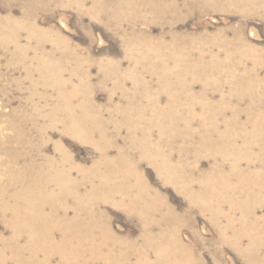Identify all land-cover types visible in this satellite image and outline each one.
<instances>
[{
	"label": "bare ground",
	"instance_id": "6f19581e",
	"mask_svg": "<svg viewBox=\"0 0 264 264\" xmlns=\"http://www.w3.org/2000/svg\"><path fill=\"white\" fill-rule=\"evenodd\" d=\"M87 1L65 0L64 5L74 4L96 19L107 15V0H92L88 9ZM136 1L139 5L134 7L115 0L117 7L114 14L109 11L106 23L118 30L126 25L129 32L149 22L173 28L164 11L161 15L150 10L153 0ZM218 1L264 20V0ZM242 31L225 47L219 43L231 62L212 56V62L206 63L191 61L187 55L191 45L175 39L178 35L172 31L152 37L144 29L143 35L123 41L130 62L127 70L117 62L99 65L100 88L114 80L109 102L100 105L95 102L90 73L61 35L52 39L53 32L38 27L32 14L26 13L22 21L10 16L0 19V49L13 46L15 61L27 63V79L33 69L39 74L27 100L7 116L10 134L0 143L5 166L0 224L10 232L8 237L0 233V264H206L198 248L207 249L214 264H226L224 248L245 264H264V216L258 215L264 211V78L259 76L264 70V49L249 44ZM23 32L25 44L20 40ZM193 52L204 58V50ZM229 54L240 59L233 61ZM243 60L251 67L237 75ZM15 68L16 63L11 69ZM4 80L0 72V82ZM127 80L131 90L125 87ZM18 82H12L16 89ZM194 85L201 89L194 92ZM224 87L230 89L227 96L222 94ZM115 93L117 102L112 98ZM216 94L219 99L213 102ZM232 97L238 105L249 102L244 123L239 106L231 109L230 116L216 110L218 105L227 108ZM178 110L183 111L181 116ZM123 129L126 137L121 146ZM49 132L91 145L98 152L97 160L89 169L77 167L61 141L52 145L57 157L37 159L46 148L45 139L50 141ZM177 137L184 145L181 142L180 157L174 162V151L168 153L172 143L167 145L166 140ZM35 139L42 143L36 146ZM202 158L211 161L207 172L200 169ZM141 162L154 167L164 183L186 198L183 213L146 181L138 168ZM73 172L81 179L74 178ZM104 205L126 213L139 231L133 237L116 234ZM194 214L205 218L217 233L214 240L198 234ZM183 226L190 227L192 243L181 239Z\"/></svg>",
	"mask_w": 264,
	"mask_h": 264
},
{
	"label": "rangeland",
	"instance_id": "374dc122",
	"mask_svg": "<svg viewBox=\"0 0 264 264\" xmlns=\"http://www.w3.org/2000/svg\"><path fill=\"white\" fill-rule=\"evenodd\" d=\"M91 1L92 0H88L85 3L87 9L91 7ZM120 1L124 2V4H131L134 7L139 5V1L136 0ZM259 2H261V0H259ZM106 3L109 5V7L106 8L107 15L100 16L101 19H96L89 13H82L74 4L72 6H65V0H0V19H5L7 16H10L12 19L22 21L26 13L32 14L38 27L53 32L51 36L52 39L56 34L61 35L74 52L82 59V68L86 70L88 74L90 73V80L92 86L95 88V92L93 91L95 102L100 105H106L109 102L112 86H114V80L111 79L105 82L104 87L100 88V83L103 79L100 70L101 64L117 62L123 70H127L130 67V62L125 58V43H123V41L129 42V38H133L135 34L143 35L142 32H144V29H147L152 37H157L161 33L169 30L170 32L172 31L173 34L178 35L175 39H185V42L191 45V49L187 50V55L191 61L200 59L209 63L212 62V56H217L220 61L226 60L231 62V60L228 59L229 57L226 59L225 54L221 51L219 43L225 47L226 42L229 43L232 38L237 37L236 34H238L240 29H243L244 38L249 44L264 49V20L254 18L255 16L243 14L242 12H246L243 9L239 11L230 10L219 3L218 0H153L152 4L149 6L150 10L157 14L160 12L161 15L164 11L168 18L164 20L168 23L172 22L173 28L161 26L159 22H149L146 26L138 24L137 30L132 32L128 31L126 25H123L122 28L118 30L113 25L106 23L111 18L110 12L114 14V9L117 7V5H115V0H107ZM123 15L126 16L127 12L123 13ZM21 36V43L25 44L26 37L24 32ZM171 36L166 37L167 42L170 41ZM177 42L182 43L184 41L178 40ZM49 45L50 44L47 43L45 46L47 51L51 50V45ZM193 49L204 50V58L198 57V54L194 53ZM13 54V46L7 48L6 51L0 49V72L5 76V80L0 82V143L10 134V131L6 127L8 121L7 116L11 114L13 109L20 105V102L27 100L32 81L39 79V74L34 69L31 71L32 78L27 79L26 70L24 69L27 63H22L20 60L18 63L15 61ZM229 56L233 61H238L233 58L237 59L240 57L235 56V54H229ZM13 62L17 64V68L15 69H11L12 64H14ZM244 62L245 64H243V67L237 69L235 74L243 75V68L249 69V67H251L250 63ZM8 64H11V66L9 67ZM221 68V70L224 71V67ZM259 76L260 78H264V70L259 71ZM188 78L189 75L186 76V79ZM17 81L20 83L19 89H16L12 84V82ZM72 82L74 85H78L77 78H73ZM125 84L126 89H132L130 80H127ZM4 85L5 90L3 92L1 89L4 88ZM152 87L153 89L156 88L155 81L152 83ZM200 89L201 87L199 85H194L193 87L194 92H198ZM6 90L8 93H6ZM229 91L230 89H228V87H224L222 89V94L227 96ZM37 92L40 93L41 89L38 88ZM112 98L117 102L119 94L115 93L112 95ZM218 99V94L212 97L213 102L218 101ZM228 99L230 101L227 100L226 102L227 108L218 105L216 110L225 111L226 116H230L231 109L239 106L241 112L240 121L244 123L247 117L244 110L248 106V100H244L238 105L234 97ZM33 100L38 103L35 97ZM163 100L165 101V97ZM261 105L264 111V100ZM177 112L176 114L179 116L183 114L181 110ZM215 116H218V114ZM196 128V125L192 127V134L195 133ZM179 129H183L182 124L179 125ZM49 137L50 141L45 139L48 141L46 143V148L37 159H42L43 156L57 157L52 146L55 141L62 142L64 148L71 155L77 167L80 166L89 169L92 162L98 158V152L94 147L77 141L71 136H65L60 132H49ZM123 137H126L125 129H123L118 143L121 146L124 145ZM153 138H156V133L153 134ZM181 142L183 143L180 137L174 139L173 142L166 140L167 145L172 143L168 153L174 151V156H172L174 162L180 157L177 150L179 148L182 149L184 143L180 146ZM41 143L42 141L35 139L36 146ZM134 153H136L133 154L134 159L138 160V153ZM3 159L4 155L0 153V180L4 178L5 174ZM186 159L193 160L194 158L192 156H187ZM210 163L211 161L209 159L202 158L200 160V169L205 172L209 171ZM138 168L146 181L149 182L152 187L156 188L162 196L169 201L171 206L179 211V213H183L187 206L186 198L178 193L170 184L164 183V179L157 174L154 167L145 162H141ZM72 176L77 180L81 179L77 172H73ZM102 209L108 212V224L116 234L121 236L130 235L133 237L136 231H139L134 222L130 220L123 211L109 205L102 206ZM72 215L73 214L70 213L71 217ZM258 215L264 216V211H259ZM194 217L196 218L195 214ZM196 230L199 235L208 241L214 240L217 235L205 218L201 216L196 218ZM0 233L7 237L10 234L1 224ZM179 233L181 239L185 243L193 242L189 226H183ZM198 251L206 264H214L213 258L210 256V252L207 249L198 248ZM222 256L226 264H245V262H243L241 258H237L236 254L229 248L223 249Z\"/></svg>",
	"mask_w": 264,
	"mask_h": 264
}]
</instances>
